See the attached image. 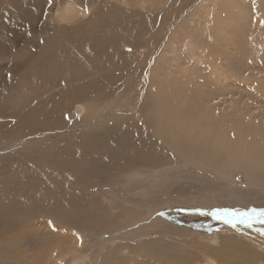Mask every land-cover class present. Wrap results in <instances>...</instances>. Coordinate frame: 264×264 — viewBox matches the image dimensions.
Wrapping results in <instances>:
<instances>
[{"label": "rangeland", "instance_id": "rangeland-1", "mask_svg": "<svg viewBox=\"0 0 264 264\" xmlns=\"http://www.w3.org/2000/svg\"><path fill=\"white\" fill-rule=\"evenodd\" d=\"M24 1L25 2H21V0H0V94L2 97V103H0V151L7 147L12 141V143H15L17 141L20 142L23 140L26 141L28 137H31V131H37L41 128V130H43V128L50 126L48 122L43 123L44 119H47L45 117L46 112L44 111L35 112L34 110H31L24 115H17L16 104H13L15 103V100L17 104H22L23 99H32V101L37 102L47 101V103H49L50 99H53L57 100V106H55V108H58L62 102L63 104H65L68 101L63 98L65 93L68 92L69 94L66 93V95L68 94V96L71 97V101H73L72 94L71 92H69L70 89L68 88V85H70L71 83L69 84V80H66L65 78H61L62 82H60L59 80L56 81L57 84L62 83V85H60V88L57 89V91L62 92L61 94L51 95L49 93H46L41 96H38V94L35 93L37 88H41L45 92H49L52 90L51 82H48L47 80L44 81V78L41 77L44 75V72L47 71V67L44 65L45 68H41V64H37L35 62H33L34 66H32L31 61L22 64L18 60L13 61V59H11V57L15 55L19 49H22V46L28 47L26 50L23 48L25 54H30L29 56L31 57L40 56V58L45 60H54L56 55L62 53L63 47H65V49H68V51L74 49L71 47V49H69L68 39H65L64 36L60 35L61 31H66V23L59 24L58 21L56 19L54 20V18L52 17L57 11H62V5H64V0H32V2L31 0ZM87 1L88 0H84V2L83 0H69L68 2H70L74 6H86ZM104 1L111 2V6L107 5V3H105ZM104 1L99 0V11H103L102 6H109L106 9V15H102L103 12H101V16L104 20L106 19L105 21L107 22L111 20L112 16L116 14V8L114 7V4H117L118 0ZM127 1L128 3L126 4V7L129 8V10L127 11L128 17H132L134 15L136 16L134 10L141 7L138 5L140 4V2L136 3L135 0ZM168 1L169 0H156L154 2L148 3V5L145 6L146 8L153 9L154 11L159 12V14L157 15H150L148 17H145L144 19V21L146 20V22H154V25L152 24V27H150L151 29H149L153 30L152 32L155 34H153L155 39L161 40L160 34L166 37L168 43H172L173 46L171 48H165V51H170V53L174 52V54L171 55L173 57H181L184 62L189 60V65L195 63L196 60V57H192L190 55L189 49L193 48L194 50H196V53L198 55L203 56L202 66L198 67V70L202 72H206L209 70V58L217 57L220 54V56H222V64L223 66L225 65L224 68H226L224 69L225 73L223 72L224 75L226 74V78L223 76L226 81L223 80L224 82H221V85H217L216 83H214V81L206 77L208 75L207 74L206 76L204 75L203 79H201L200 81H197L196 79L192 78L188 79V84L182 83V88H180L182 91H178L179 89L175 90L173 92L174 97H169L167 101H160V104L159 101H153V98L150 97L148 103L149 105L146 106L145 110L141 113L140 117H137V123H139L142 127L146 128V131L148 130V134L150 132V126L164 125V130L168 131L167 129H171L170 132L172 133V137L170 136L171 133L166 134V132L165 134H146L147 141L144 143V149L146 148L145 144H147L148 141L152 142V147L149 148L150 150H152V148L156 145L155 141L162 139L163 142L170 143V148L168 147L167 152H169V154L176 155V161H178L180 158L178 154L185 153L187 146H191V149H194L198 154H200V151L201 154H209L211 150L213 152L218 151V154L221 155L223 160L221 164L226 170H228V172L235 171V167L233 166H237V164L233 163L232 161L235 158H241L246 160L248 162V165H262L259 169L261 173L258 170H251L252 174H250L251 172H248V174H250L248 175L247 167H243L242 171L246 172H244L245 175L243 177H237V179H234L233 181L232 178H222L221 175L210 173L206 167L205 169H207L208 171L207 174L205 173V169H200V167L197 166L196 168L199 170V174L197 175L198 177H201L203 179L205 177L206 179V176L211 175L213 178H215L214 182L210 181L209 185L208 183H205L201 186L195 187L190 182L195 180L184 177L182 181H180V183H182L181 185H176L173 189H171L170 187L168 189L160 188L159 190L156 188L153 189L152 187H150L151 185L149 183L144 182L139 183L137 185H133L128 188L127 190L129 191L130 196L127 195L125 197L121 195V190L117 187H106L102 191L98 192L99 185H92V188H94L92 192H94V194H97L93 198V203L96 201L94 205L99 207V210L103 209L105 213L99 215V218L97 219L98 225L95 223L93 224L97 225L96 230H101L98 228L103 229V235L102 238L99 239V242L97 243L96 247L92 248L91 246H85V248L82 249L81 253L83 252L84 254H92V257L95 260L92 261L94 263L91 262V264H113L116 248H118L120 256H124L127 261L132 262L133 264H138L139 261L140 264H150L156 262V264H170L171 262V264H236L239 260V249H245L242 246L243 244L246 248L250 247L252 249V254L254 255V257H252L253 259H251V264H264V233L260 231L264 230V224L255 223L252 225V227H248L246 224L237 223L236 227L234 228L230 224L225 223L223 220L217 219L216 217L210 215V213L217 208L239 209L241 211H248L252 208H255L257 210L264 209L263 184L254 183V186L252 184H248V181H251L252 179L262 180L264 178V159L262 155L264 152V98L262 100V95L260 97L259 89V86L264 85V83H262L264 81V0H244L246 4V6L243 7L245 17L243 15L241 16V14L239 13L240 10H237L242 0H224L223 4L225 3L224 8L226 12L231 13L232 17L235 16L234 18L237 20L236 23H249L250 28H247V36L253 35L250 40H247L246 42H243V40L241 42L230 39L229 44L231 45L230 47H232L231 49L225 48V46L219 48V40L216 39V37H212L213 39L211 38L212 42H210L209 38H207L206 40V38L203 37L201 44L198 41L194 40L197 37H200L201 35L199 31L203 22L202 17L198 18L197 20H192L189 24H187V27L191 30H187L186 34L181 32L180 28L178 27L176 28L178 29V33L170 32L168 36H166L167 34L162 33L161 31L156 32L155 29H159L162 25V22L166 23L167 26L174 25L177 21V17L179 20V15L182 16L186 8H188L196 0H170V5ZM165 4L169 5V7L166 8ZM142 8L143 7H141L139 10H141ZM226 8H230L231 10H228ZM17 10L19 11V13L16 14V16L11 17V20H6L3 18V15L5 13H14ZM20 11H25V13H20ZM205 12L207 11L205 10ZM205 12L204 10L201 11V15L203 16ZM219 12L223 13L221 7ZM257 12H261L263 21L260 20V15ZM160 13L162 14L160 15ZM141 17L144 18L141 15L138 16V18ZM142 18L139 20L141 21ZM224 18L225 20L230 19V17L226 15H224ZM12 20H14L13 24H11ZM131 21H129V23H125L126 25H124L123 30L117 31H121V35H126V40L128 39L127 41H131L132 43L130 44V47L132 45L133 47L131 49L130 47H128L130 49V51H128L125 50L126 44H123V46H120L118 48L119 54L121 53L120 55L123 60L124 55L127 57L130 56L133 61L135 60V62L139 60L137 61L136 66L139 70H144V65L147 64L144 61H141L142 59L140 58V55L143 56V54H152L154 56L156 55V59H158L159 57L161 59L162 55L158 56L157 54L163 53V50L161 52L160 49H162V45H165V40H162V43L160 45L157 42L156 46L153 45L154 43H150L149 46L147 44H143L145 43L143 42L145 36L142 35L146 34L149 37L151 36V34L148 32H144L142 29L141 31H137V26L134 22V19H132ZM140 21L138 22L140 23ZM157 21L159 22V24ZM249 25L247 27H249ZM128 35H130L129 38ZM134 36L136 38H131ZM226 38L224 37V39ZM149 39L151 40V37ZM38 45L39 47L43 46L44 48H49V51L47 52L48 54L43 53L41 51L39 54V49H35L36 47H38ZM216 47L219 49H216ZM217 50H220L221 52H219L218 55L215 54ZM80 51L87 52L81 49ZM90 51V48H88V52ZM42 55H47L48 57L44 58ZM110 55L112 58L110 57ZM115 55L118 56V51L116 52L112 48H107L106 55L102 56L101 61L104 63V65L108 64L110 67H114L113 64L115 63ZM154 60L155 59L152 56V63H155ZM12 63L14 66H19L20 68L28 67V69L34 71V74H32V76H30L29 74L21 76V71L15 70L10 67ZM121 66H124V64H118L115 67ZM147 66L148 68H150L149 65ZM173 66L174 64L172 62L165 65L162 68V74H165L164 70L173 69ZM129 78L131 82L134 83V81L131 79V76ZM93 79L87 80V83L84 80H81L76 82V84L80 83L79 85H85L101 83V77L95 76L93 77ZM143 83L147 84L149 82L144 81ZM104 84L106 88V83ZM143 87L146 88L145 85H143ZM176 94H179L180 97L179 95L177 97ZM52 97H54L55 99ZM179 99L182 102L186 101L184 103L185 107L184 105H182L183 103L181 104L179 102ZM58 100L62 102L60 103ZM94 101L96 103V106L103 107L101 96L94 97ZM24 103L30 102L24 101ZM180 105L182 106L180 107ZM10 106L13 107H11L10 109ZM161 108H163L162 111L170 113V117L168 118V120H170V123L163 124L164 120L163 117L160 116L159 112L161 111ZM105 110L106 108H103V112ZM156 110L158 112L153 114V111ZM48 112L49 110H47V113ZM53 112L54 111H50L49 114L51 115V113L53 114ZM149 116L154 119L152 122H148V120L150 119ZM193 119L196 120L195 123L199 126V129L196 130L198 136L203 137V141L205 142L204 145L202 143L199 144L200 149L197 148V140H200V138L197 136L196 133L189 134L187 131H185L183 126V123L186 125H189L190 123L192 124ZM172 123L173 127L171 126ZM173 128L175 132L173 131ZM202 132L204 133L201 134ZM92 133L103 134V136H105V138H107L108 140L114 139V142L117 141V134L110 135L107 132L104 133L100 127H92L90 130L86 131L85 133H82L84 135L83 137H87V142L84 141L83 138H77L75 139L76 142H72L70 141L69 136L65 135L61 138L56 136V138L52 140L54 141V143L51 142L50 144L56 145V142L59 141L57 143V146L58 148H60L61 151L58 149V151H56L57 153L54 154L53 152V158L55 157V160L56 158H62L61 162L63 160V162H65L64 157L68 156L69 153L67 152L68 154L64 156L65 151L63 149L64 147L69 148V146L70 148H74L75 146H77V148L80 150L82 149L83 151L87 150L90 152V150H88L85 146H88L87 143L90 142L89 139L91 138L90 135ZM205 134L209 135V140L214 139V141H207ZM215 134L218 135L215 136ZM128 135L129 134H123V137H125L124 140H126ZM165 135H168L170 138ZM169 139L170 141H167ZM129 140H132L130 136ZM221 140H223L224 143H222ZM214 142L218 143V149L213 147ZM221 145H223L225 148H223V146L221 147ZM206 148H208L209 151ZM49 150L50 145L48 143V145H46V151L49 152ZM25 151H28V149ZM25 151L21 150L20 152L19 150L20 154L25 153ZM46 151L43 150L42 152ZM113 152L116 153L118 151L116 149V151ZM224 152H227L229 156L227 155V153ZM62 153L64 157L62 156ZM121 155L124 156L125 154ZM121 155L117 157L118 161H115L112 164L114 170L120 171L122 167L120 166V164L123 165L125 163L124 161H122L123 156ZM4 157L5 156H0L1 170L5 165L4 160L7 159ZM21 157H10L13 161L12 168L17 171H19V169L22 168L23 165ZM142 157L145 158L146 154L142 155ZM228 157H230V160L228 159ZM25 158H27L26 155ZM11 160L6 165L10 169ZM189 167H192V163H188V165H186V168ZM231 167L232 169H229ZM39 169H36V173L38 172V180L46 178L45 176L51 179H58V177L55 176L54 178L51 175L50 170L48 168L46 169L45 166H42ZM44 171L47 172L44 173ZM26 178L33 180L32 177ZM72 178V176H69L67 185L69 187L73 186L74 188H77V186H75V181L74 179L72 180ZM37 182L43 181L41 180ZM164 186L168 187L169 184H165ZM142 188L145 189L144 192L142 194H138V198H135L134 194L141 191ZM17 189H23L22 181H20L18 177L16 180H10L7 183H3V191L1 195L2 197L0 198V200L7 202H2V206L0 207V264H4L6 262H8L9 264H69L71 262L70 260L64 262L60 261V259H55L54 256H59L65 250L57 249L56 243L53 242L55 237L50 234L51 230L46 229L45 225L43 224L47 220L42 216H38L32 210V207L38 206L41 200L45 199L46 203L49 204L50 202V205H52V202H47L48 198L43 195L40 199H38L37 204H30L20 209V207L10 205L8 201L10 199L9 197H11L12 194V197L14 196V192ZM67 191L69 192V190ZM69 193V195L65 193L63 196L64 198H59V194V197L54 202L55 204L59 205V207L55 208L56 210L54 209L53 213H58V216H63L62 218H60L63 221H71L73 219H78V217L79 219L84 217L83 210H81L82 207L77 209L78 202L81 206L79 197L77 196L80 194V191L76 193L73 189ZM65 198L68 199L65 200ZM118 201L133 204L135 206L138 205L142 208V211L139 213H135L134 211L136 210L134 209L128 210L127 208H121L118 205ZM79 211L82 212V214ZM77 212L79 213L77 214ZM103 220L107 221L103 222ZM160 221H162L161 224H157L155 228L150 227L152 223H157ZM164 222L170 225L171 228H167ZM157 226L159 227L157 228ZM142 229H144V231H142ZM58 230H62V234L65 235L70 232H74V229L67 227H60V229L58 227ZM168 235L171 237H169ZM221 235H225V237H221ZM65 237L66 238L61 236V239L64 241L72 240L71 236ZM217 237L218 241H220L221 243L223 239H229L230 243L226 244L227 250L223 249V253L219 252V250L221 249L219 242L217 243V245H212L210 243L213 238ZM49 238L53 239L51 243H49ZM73 241L74 240H72V242ZM178 241L179 243H181L179 244ZM235 243H239L237 244V247L239 249L235 246ZM120 244H122V246ZM158 244L163 247L167 245L170 246V248L172 247L173 249L171 250H174V253H176V249H180V255L177 254L175 257L172 258L171 255L167 254V248L162 247V249H160L159 247H157ZM139 245L144 246V248L146 249V254L138 256L134 261L130 258L131 253H133L131 251V248L134 246L138 247ZM52 247L55 248V250L52 249ZM96 251L97 253H95ZM56 252L59 255H57ZM81 253L79 254L80 257ZM51 257L53 259H51Z\"/></svg>", "mask_w": 264, "mask_h": 264}, {"label": "bare ground", "instance_id": "bare-ground-1", "mask_svg": "<svg viewBox=\"0 0 264 264\" xmlns=\"http://www.w3.org/2000/svg\"><path fill=\"white\" fill-rule=\"evenodd\" d=\"M68 1L69 0H64V5H62L63 6L62 11L61 10L57 11L56 13H54V15L52 17L54 18V20L56 19L59 24L66 23V26H65L66 31L65 32L61 31L60 35L64 36L65 39H68L69 49H71V48H74V49H71V51H68V49H65V47H63L62 53L56 55L54 60H50V59L45 60V59L40 58V56H32L31 57V56H29L30 54H25V52L23 51V48L26 50L28 47L22 46V49L21 50L19 49L20 51L18 50V52L15 55H13L11 57V59H13V61L18 60L22 64L25 62L31 61L32 66H34L33 62H35L37 64H41V66H40L41 68L44 67V65L47 67V71H45L44 75L41 77L44 78V81L47 80L48 82H51L52 90L49 92H45L41 88H37L35 93H37L38 96H41V95L46 94V93H49L51 95L61 94L62 92L57 91V89L60 88V85H62V83L57 84L56 81L59 80L60 82H62L61 78H65L66 80H69V84L71 83L70 85H68L69 86L68 88L70 89L69 92H71V94H72L73 101H71V97L68 96L69 93L66 92L68 94L66 95V93H65L63 98H65L68 101L65 104H63L62 101H61L62 102L61 103L58 100L61 103V105L58 108H55V106H57L56 105L57 100H53V99L52 100L50 99V101L48 100L49 103H47V101H41V102L32 101V99L31 100L23 99L22 104H17L16 100L14 101L15 103L12 102L14 105L16 104V108H17L16 114L17 115H19V114L24 115L31 110H34L35 112L44 111L46 113H47V110H49V112L47 113L48 116L45 113V117L47 119H44L43 123L48 122L50 124V126L43 128V130H41L42 129L41 128V129H38L37 131H31L30 134H32V135L35 134L34 136L31 135V137H28V139L26 141L25 140L20 141V142L17 141L15 143H12L13 142L12 141L7 147H5L4 149H2L0 151V156H5L4 158H7L6 160H4L5 165H4L3 169L1 170V168H0V181H1L0 182V198L2 197L1 195H2V191H3V183H7L10 180H16L17 177L20 179V181H22L23 189H17L14 192V196L12 197V195H13L12 194L11 197H9L10 199L8 201H9L10 205H13L15 207H20V209H22L23 207H26L27 205L37 204L38 199H40L43 195L45 197H47L48 198L47 202L51 201L52 205H50V202H49V204L46 203L45 199L41 200V201L39 200L40 204L38 206H33L32 210L38 216H42L47 220L43 224L45 225L46 229L51 230L50 234H52L55 237L54 241L52 238H49V243H51V241H53L56 243L58 250H61V249L65 250L60 255L57 254V252H56V254L59 256H54L55 259L56 260L60 259V261H64V262L67 260H70L71 264H91V262L95 260L92 257V254H84L83 252L81 253V251L83 248H85V246H91L92 248L97 246L99 239H101L102 235H103V233H102L103 229L102 228H98L101 230H96V226L98 225L97 219L99 218V215L105 214L103 209L99 210V207L94 205V203H96V201L93 203V200H94L93 198L97 194H94V192H92L94 190V188H92V185H95V184L99 185L98 186L99 187L98 192L102 191L106 187H109V188L117 187L118 189L121 190L120 191L121 195L123 197H125L127 195L130 196L129 191L127 190L128 188H130L133 185H137L139 183H144V182L149 183L151 185L150 187H152L153 189L156 188L158 190L160 188L168 189L170 187H171V189H173L174 186L182 184V183H180V181H182V179L184 177H186L188 179L191 178V179L195 180V181H190L195 187L201 186L205 183H208V185H209L210 181L214 182L215 178H213L211 175L206 176L208 179L207 178L205 179V177H204L206 182L203 178L198 177L197 175L199 174V170L196 168L197 166L200 167V169H205L207 167V169L209 170L210 173L221 175L222 178H226V177L229 179L232 178L234 181V179H237V177H243L245 175L246 172L244 171L245 172L244 173L242 171L243 167H247V169H248L247 174H248V172H251V170L252 171L258 170L260 172L259 169L261 168L262 165L261 166L259 164L248 165V162L246 160L241 159V158H235L234 160L232 159L233 160L232 162L237 164V166L236 165L233 166V167H235L234 168L235 171L228 172V170H226L224 168V166H222V164H221V162L223 160H222L221 155L218 154V151L213 152L211 150L212 152L210 151L209 154H201V151H200V154H198L194 149H191V146H187L185 153L178 154L180 156V158L178 157L179 160L176 161L175 160L176 155L169 154V152H167L168 147L170 148V143L169 142H167V143L163 142L162 139L158 140V141L153 140V141H155L156 145L152 148V150L149 149L152 147V142L148 141L147 144H145L146 148L144 149V143L147 141L146 134H148L147 133L148 130L146 131V128L142 127L139 123H137V117L139 118L141 113L145 110L146 106L149 105L148 103H149L150 97L153 98V101H157V102L159 101V104H160V101H167L169 99V97H174L173 92L177 89H179L178 91H180L181 90L180 88H182V83H187V84L189 83L188 79L192 78V79H196L197 81H200L201 79H203V76L204 75L206 76L207 74L208 75L206 77H208L209 79L214 81V83H216L217 85H221V82L226 81V79H225L226 74L224 75V73H225L224 69H226V68H224L225 65L223 66V64H222V56H220V54H219L220 57L219 56L210 57L208 60L209 70L206 72L205 71L202 72V71L198 70V67L202 66L203 56L198 55L196 53V50H194L193 48H190L189 52H190V55L192 57L193 56L196 57V60H195V63H192L191 65H189V63H190L189 60L184 62L181 57H173L171 54H174V52L170 53V51H165V48H171L173 46V44L168 43L167 38L162 36V34H160L161 40L160 39L156 40L154 37L155 34L152 32L153 30H150L151 29L150 27H152V24L154 25V22H152V21L146 22V20L144 21L145 17H148L150 15L152 16V15L159 14V12L145 7L146 5H148V3L154 2L156 0H135L136 3L140 2V4H138V5L143 7V8L141 10H139L141 7L138 6L139 8L135 9L134 10L135 12L133 11L136 14V16L134 15L132 17H128L127 11L129 10V8L126 7V4L128 3V1L127 0H118V1L116 0L118 2L117 4H114V7L116 8V14L114 13L115 15L112 16V19L107 21V22L105 21L106 19L104 20L103 17L101 16V12H103L102 15L107 13L106 9H107V7L111 6V2H105L103 0L109 6H107V7L102 6L103 11H99L100 10L99 0H88L86 2V6L85 5L84 6H82V5L81 6L75 5L74 6ZM165 1H167V0H165ZM21 2H25V1L21 0ZM31 2H32V0H31ZM83 2H84V0H83ZM168 2L170 5V0ZM223 2H224V0H196L188 8H186V10L182 16L179 15L180 16L179 20L177 17V19H176L177 21L175 22L174 25L167 26L166 23L162 22V25L160 26V28L155 29V30H156V32L161 31L162 33L167 34L166 36H168L170 32L178 33V31H177L178 29H176L178 27V28H180L181 32L186 34L187 30H191L190 28L187 27V24H189L192 20H197L198 18L202 17L203 22L201 24V28L199 31V33H201V35H200V37H197L196 39H194V40L198 41L200 44L202 43L203 37H205L206 40H207V38H209L210 42H212L211 41L212 37H216V39L219 40V44H220L219 48H221L222 46L223 47L225 46V48L231 49L232 47H230L231 45L229 44L230 39H233L234 41H241V42H242V40H243V42L250 40V38L253 35L247 36V28L248 29L250 28L249 23H246L243 20L242 21L244 23H240V24L236 23L237 20L234 18L235 16L232 17L231 13L226 12V10L224 8L225 3L223 4ZM169 5L165 4V7L168 8ZM244 6H246V4H245L244 0H242L239 8H237V10H240L239 13L241 14V16L242 15L244 16V13H245L244 9H243ZM220 7L222 8L223 13L219 12ZM22 8H24V7H22ZM226 9L231 10L230 8H226ZM203 10H204V12H205V10L207 12H205V14L202 16L201 11H203ZM18 13H19L18 10L15 11L14 13L8 12V13H5L3 15V18L6 20H11V17L16 16V14H18ZM20 13H25V11H20ZM192 13H193V15H192ZM257 13L260 15V20L263 21L261 12H257ZM161 14L162 13H160V15ZM223 14L230 17V19L225 20ZM107 15H109V14H107ZM137 15L138 16L141 15L144 18L141 17L142 20L140 21L139 19H141V18H138ZM107 18H108V16H107ZM263 18H264V14H263ZM132 19H134V22L137 26V31H139V30L141 31V29H142L144 32H148L151 34V36H149V37L146 34L142 35V36L146 37V38L144 37V39H143V42H145L143 44H147L149 46L150 43L151 44L154 43L153 45L156 46L157 42L160 45L162 43V40H165V45H162V49H160L161 52L163 50V53L157 54L158 56L162 55L161 59H160V57L158 59H156V55L154 56L152 54H143V56L140 55V58L142 59L141 61H144L150 67V68H148L147 65H144V67L146 68L145 69L143 67L144 70L143 69L139 70L138 67L136 66V63L139 60H137L135 62V60L133 61L130 56L127 57L125 55H124V60H123L121 55H120L121 53L119 54V50H118V48L120 46H123V44H126L125 50H128V51H130V49L133 47V45L130 47V44H132V43H131V41L128 42L127 41L128 39L126 40V35H121V31L120 32L117 31V30H123L124 25H126L125 23H129V21H131ZM138 21H140V23ZM13 23H14V20L11 21V24H13ZM158 24H159V22H158ZM248 25H249V27H247ZM136 26H134V27H136ZM166 31H167V33H166ZM129 36L130 35H128V38H129ZM223 36L225 38L226 37L227 38L224 39ZM150 37H151V40L149 39ZM131 38H136V37L134 36ZM149 41H151V42H149ZM139 42H140V40H139ZM183 45H186V44H183ZM49 46H51V45H49ZM66 46H68V45H66ZM128 47H130V49ZM84 48H86V49H84ZM88 48H90V50H91L90 52H88ZM107 48H109V49L112 48L116 52L118 51V56H116V55L114 56V62H115L113 64L114 67H110L108 64L104 65V63L101 61L102 56L106 55V49ZM219 48L216 47V49H219ZM35 49L36 50L39 49L38 50L39 54H40V51L43 53H46V54H48L47 52L49 51V48H44L43 46L39 47V45ZM80 49L85 50L87 52L80 51ZM219 52H220V50H217L215 52V54L218 55ZM229 53H230V50H229ZM152 56L155 59L154 60L155 63H152ZM43 57L45 58L48 56L46 55ZM110 57H111V55H110ZM116 62H117V64H116ZM170 62H172L174 64L173 69L164 70L165 74L163 75L162 74V68ZM205 63H206V61H205ZM118 64H120V65L124 64V66L115 67ZM127 64H129V65H127ZM10 67H12L15 70L21 71V73H20L21 76H24L25 74H29L30 76H32V74H34V71L28 69V67L27 68L26 67L20 68L19 66H14L13 63L10 65ZM127 67H130V68H127ZM207 67H208V65H207ZM147 68L150 70H148ZM39 76H40V74H39ZM95 76L101 77V79H100L101 83L100 84H98V83L97 84H85V85H79L80 83L76 84V82L81 81V80L82 81L84 80L85 82L87 80H91ZM130 76H131V79L134 81V83L131 82V80L129 78ZM263 80H261V81H263ZM144 81H148L149 83L144 84L143 83ZM104 83H106V88L104 86L105 85ZM262 83H264V81ZM143 85H145L146 88H144ZM259 89H260V97L262 95L261 98L263 100V98H264L263 97L264 96V85L259 86ZM183 91H184V89H183ZM183 94H184V92H183ZM185 94H186V91H185ZM176 95L178 97L179 94H176ZM96 96L102 97L103 107L96 106V103L94 101V97H96ZM179 97H180V95H179ZM1 98L2 97L0 94V103H2ZM52 98H54V97H52ZM59 99H60V96H59ZM24 101L30 102V103H24ZM179 102L181 104L183 103L182 105H184V107H185L184 103L186 101L182 102L179 99ZM155 104H156V102H155ZM182 105H180V107ZM11 107H13V106H10V109H11ZM103 108H106V110L104 112H103ZM160 110H161V111H159L160 116H162L163 120H164L163 124L170 123V120H168V118L170 117V113L162 111L163 108H161ZM50 111H54L53 114L51 113V115H50L49 114ZM184 111H186V110H184ZM157 112H158L157 110L153 111V114L157 113ZM151 116H149L150 119L148 120V122H152L154 120ZM174 116H176V115H174ZM30 119H32V118H30ZM195 121L196 120L193 119L192 124L189 122L190 123L189 125H186L183 123L185 131H187L189 134H194V133L197 134L196 130L199 129V126H198V124L196 125ZM173 123L171 124V126L173 125ZM163 126L164 125H152V126H150L149 127L150 128L149 134H152V133H154V134L155 133L165 134V132H166V134L171 133L170 132L171 129L170 130L167 129L168 131H166L163 129ZM39 127H41V126H39ZM92 127H100L104 133L107 132L110 135L111 134H115V135L117 134L116 135L117 141L114 142V139L108 140L107 138H105V136H103V134H93L92 133L90 135L91 138L89 139L90 142L87 143L88 146H85L88 150H90V152L87 150L86 151H83L82 149L80 150L77 148V146H75L74 148H72V147L70 148V146H69V148L64 147V149H63L65 151L64 156L69 153V155L66 157H64L63 153H62V156L65 158V162H63L64 160L61 162V160H62L61 157H60L61 159L56 158V160H55V157L53 158L54 154L57 153L56 151H58V149L60 150V148H58V146H57V143L59 141L56 142V145L50 144L51 142L54 143V141H52V140H54L56 138V136H58L59 138L65 136V135L69 136V139L72 142H74V141L76 142L75 139H77V138H83V140L86 141L87 137L86 138L83 137L84 135L82 133H85L86 131L90 130ZM168 128H170V127H168ZM180 128H181V126H180ZM173 131H174V128H173ZM203 133L204 132H202L201 134H203ZM123 134H129L127 136L126 140H124L125 137H123ZM185 135H187V134H185ZM217 135L215 134V136H217ZM129 136L132 138V140H129ZM154 136H156V135H154ZM165 136H168V135H165ZM170 136L172 137V133ZM197 136H198V134H197ZM168 137H167V139H168ZM198 137L200 138V140H197V144H198L197 148H199L200 143H202L203 145L205 144V142L203 141V137H201V136H198ZM205 137H206L207 141H212V140L214 141V139L209 140L210 137L208 134H205ZM69 139H68V141H69ZM167 141H170V139ZM221 141H222V143H224L223 140H221ZM48 143L50 145L49 152L46 151V145H48ZM222 146L223 145H221V147ZM213 147L218 149V143L214 142ZM263 147H264V145H263ZM223 148H225V147L223 146ZM27 149H28V151H25ZM42 149L45 150L46 152H42L43 151ZM116 149L118 152H116V153L113 152V151H116ZM147 149H149V150H147ZM206 149L209 151L208 148H206ZM19 150H20V152H21V150H23V151H25V153L20 154ZM53 152H54V154H53ZM105 153L106 154L108 153V154L106 155ZM126 153H127V155H126ZM224 153H227V152H224ZM121 154H125V155L123 156ZM144 154H146L145 158L142 157V155H144ZM25 155L27 156V158H25ZM70 155H71V157H70ZM120 155L123 156L122 161H124L125 163L123 165L120 164V166H122V167H121L120 171H117V170L113 169L112 164L115 161H118L117 157ZM223 155H225V154H223ZM227 155L229 156L228 153H227ZM262 155H263V159H264V152ZM9 156L11 158L17 157V156H20V157L22 156L21 158H22L23 165H22V168L19 169V171L12 168L13 161L11 160V158ZM28 157H29V159H28ZM229 158L230 157H228V159ZM10 160H11V169L6 166ZM249 162H250V160H249ZM188 163H192L191 168L190 167L186 168V165H188ZM42 166H45L46 169L48 168L51 172V175L53 177L54 176L58 177V179H51V178L44 175L46 178L41 179L43 182H37V181H41V180H38V177H37L38 172L36 173V169H39ZM225 167H227V166H225ZM207 169H205V173L208 174ZM229 169H232V167ZM263 171H264V169H263ZM46 172L44 171V173H46ZM250 174H252V172ZM250 174H248V175H250ZM255 174H256V172H255ZM69 176L73 177L72 180L74 179L75 186H77V188H74L73 186L69 187L67 185ZM26 177H32L33 180L28 179ZM246 177H247V175H246ZM218 179H220V178H218ZM218 179H216V180H218ZM34 180H37V181H34ZM254 183L263 184V187H264V178L262 180L252 179L251 181H248V184L253 185ZM165 184H169V186L165 187L164 186ZM4 187H5V185H4ZM73 189L76 193L78 191H80V194L77 196L79 197V201H80L81 206L79 205V202H78L77 209L82 207L81 210H83L84 217H82L81 219H79V217H78V219H73L71 221H63L62 219H60L63 216H58V213H53V210L55 208L59 207V205L55 204L54 202L59 197V194H60L59 198H62L65 193H67L69 195L70 194L69 192ZM67 190H69V192ZM144 190L145 189L142 188L141 191L134 194V197L138 198V194H140V193L142 194L144 192ZM146 191H147V189H146ZM67 199L65 198V200H67ZM97 201H98V199H97ZM2 202H7V201L0 200V207L2 206L1 205ZM75 202H77V201H75ZM118 205H119V207L127 208L128 210L134 209V210H136V211H134L135 213H139L142 211V208L139 207L138 205L135 206L133 204H128V203H125L122 201H118ZM71 207H72V205H71ZM74 209H75V207H74ZM74 209H72V210H74ZM5 212H7V211H5ZM79 212H77V214ZM80 213L82 214V212H80ZM6 221H7V219H6ZM105 221H107V220H105ZM105 221L103 220V222H105ZM161 222L162 221L157 222V223H152L150 227L155 228L156 225L161 224ZM93 223H95L97 225H95ZM165 226L169 229L171 228V226L168 225L167 223H165ZM58 227H59V229H60V227L72 228V229H74V232H70L67 235H65V234H62L63 233L62 230H58ZM158 227L159 226H157V228ZM262 227H263V225H262ZM172 228H174V227H172ZM163 229H165V228H163ZM151 230H153V229H151ZM142 231H144V229H142ZM236 231H238V230H236ZM61 236L64 238H66L65 236H71L72 240H74V241L73 242H72V240L64 241L61 239ZM216 236H217V234H216ZM223 236L225 237V235H223ZM223 236L221 235V237H223ZM169 237H171V236H169ZM218 242H219V245L221 248L219 250V252H222L223 249L227 250L226 244L230 243L229 239H223L222 243H221L220 241H218V237H217V238H213L210 243L212 245H217ZM231 242H232V240H231ZM178 243H179V241H178ZM160 244H158L157 247L162 249L163 246H161L162 244L161 245ZM166 244H167V242H166ZM237 244H239V243H235L236 247H237ZM120 245L122 246V244H120ZM125 246H127V245H125ZM242 246L245 249H239L237 247L240 250V252H239L240 254H239V260L236 264H238V263L249 264L250 262H252V260H251V259H253L252 257H254V255L252 254V249L249 246H248L249 248H246L243 244H242ZM163 248H167L166 252H168L167 254L171 255L172 258L181 252L180 249H176V253H174L173 252L174 250H171L173 248L172 247L170 248V246H168V245L163 247ZM52 249L55 250V248H53V247H52ZM127 249H129V248H127ZM123 251H124V248H123ZM123 251H121V252H123ZM131 251L133 253H131L130 258L134 261L138 256H140V255L142 256V255L146 254V249L144 248V246H141V245H139L138 247L137 246L132 247ZM115 252H116L114 254L115 258L113 261L114 263H116V264H129V263L133 264L132 262L127 261L124 258V256L119 255L118 248H116ZM134 252H137V253H134ZM80 253H81V257L79 255ZM95 253H97V251ZM164 254H166V253H164ZM183 255H185V254H183ZM51 259H53V258L51 257ZM98 260H99V258H98ZM145 261H146V258H145ZM149 261H151V260H149ZM153 262H156V261H153ZM92 263H94V262H92ZM156 263H150V264H156ZM4 264H9V263L6 262ZM138 264H140V261ZM260 264H262V263H260Z\"/></svg>", "mask_w": 264, "mask_h": 264}, {"label": "snow or ice", "instance_id": "snow-or-ice-1", "mask_svg": "<svg viewBox=\"0 0 264 264\" xmlns=\"http://www.w3.org/2000/svg\"><path fill=\"white\" fill-rule=\"evenodd\" d=\"M210 215L223 220L234 228L237 223L246 224L248 227H252L255 223L264 224V209L252 208L248 211H241L239 209L217 208ZM260 231L264 233V230Z\"/></svg>", "mask_w": 264, "mask_h": 264}]
</instances>
